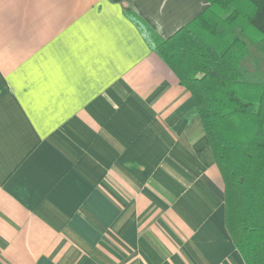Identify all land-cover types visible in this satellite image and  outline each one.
Here are the masks:
<instances>
[{"label":"crops","instance_id":"crops-1","mask_svg":"<svg viewBox=\"0 0 264 264\" xmlns=\"http://www.w3.org/2000/svg\"><path fill=\"white\" fill-rule=\"evenodd\" d=\"M205 0H0V264H244L168 38Z\"/></svg>","mask_w":264,"mask_h":264},{"label":"trees","instance_id":"trees-1","mask_svg":"<svg viewBox=\"0 0 264 264\" xmlns=\"http://www.w3.org/2000/svg\"><path fill=\"white\" fill-rule=\"evenodd\" d=\"M168 38L129 13L193 99L224 188V224L244 264H264V0H205Z\"/></svg>","mask_w":264,"mask_h":264}]
</instances>
